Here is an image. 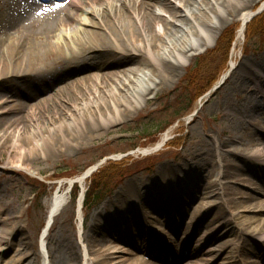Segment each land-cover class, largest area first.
Wrapping results in <instances>:
<instances>
[{"label":"rangeland","instance_id":"obj_1","mask_svg":"<svg viewBox=\"0 0 264 264\" xmlns=\"http://www.w3.org/2000/svg\"><path fill=\"white\" fill-rule=\"evenodd\" d=\"M7 2L9 3V0H0V28L6 27L4 22L8 17ZM259 4V1L253 4L250 10L254 12L261 7ZM36 9L31 12L32 17L38 14ZM92 10L100 11L99 7H90L81 17L82 22L90 23L91 19L96 21ZM227 19L215 45L194 56L188 67L178 70L179 75L174 80L163 78L160 90L155 95H150L138 112L124 116L117 124L95 128L88 123L85 136L82 133L73 136L75 143H63L60 136L56 135L51 146L45 148L42 154L39 152L32 157L27 155L21 163L22 149L13 148L11 145L3 148L4 142H0V232L2 229L6 232L13 229L16 231L14 248L7 252L0 264L10 262L17 255L19 248L29 254L30 262L27 261L26 264H44L45 251L48 252L46 257L50 259L51 264H84L85 250H88L93 241L99 248L104 249L102 257L110 263L111 252L107 249L112 239L108 233L111 228L118 237L119 232L122 231L124 235L133 229L139 244L142 243L141 237L145 232L154 238L167 231L169 239L177 245V250H180L181 243L184 246L182 250H188L194 247L196 242L198 244L205 236L210 235L217 240L223 237L225 241L231 240L232 249L237 251H242L245 247L251 252H262L264 247H257V244L254 245L247 239L244 232L247 223L244 218V225L240 221L239 230L236 228L229 239H226L229 237L225 236L226 233L217 234L223 230V224L228 223L233 216L231 211L238 213L244 210L238 204L234 203L232 210L228 211L220 207L211 209L209 205L203 210L207 203L218 199V196L213 195L212 198L204 200L202 194L214 190L209 189L210 182L217 185L213 175L219 170V160L222 167L230 164L229 168H223L226 175H232V165L238 163L227 151L235 149L239 143L228 144L227 141H230V138H239L246 129L253 132V146L264 141V116L257 115L255 121L240 112L250 105L264 106V97L255 88L258 74L255 75V81H251L242 78L244 72H241L245 66L254 69L256 63L264 59V37L247 36L252 20L247 25L243 39L238 41L240 22L237 18ZM85 27L82 23L75 24L74 29H69L68 33L72 36L74 31L80 32ZM10 28L5 32L10 31ZM235 30L236 40L229 55V62L225 64L222 59L213 56L215 47L223 33ZM66 34L59 32L61 38ZM201 58L208 60L209 69L215 68L212 81L219 74L217 66L220 61L222 63L218 67L222 66L223 71L218 76L228 74L223 86L206 103H200L203 97L196 100L195 93L182 84L191 67ZM232 63H235L236 67L231 72ZM80 69L82 68L75 69L71 66L58 73V70L49 73L30 72L31 69L26 67L24 76L1 80L0 97L8 95L10 100L14 101L9 104L11 107L17 106L18 98L29 99L28 103L19 105L18 110H15L16 107L4 117L14 116L20 118L23 124L27 123L24 117L31 107L37 109L42 99L51 96L54 90L64 83L92 73ZM51 75L53 76L48 81ZM260 86L264 90V81ZM54 107L56 104L51 102L36 111L48 112ZM196 111L198 115L194 114ZM39 116L41 121H45V115ZM52 132L59 134L55 130ZM175 139L177 141L170 146ZM56 144L61 149L56 148ZM152 148L155 150L151 156L142 153ZM249 157L252 161L257 159L252 155ZM110 160L112 163H123L119 175L114 178V183L105 196L97 203L89 204L87 209L83 208V219L80 220L77 206L79 197L77 198L76 189H70L69 181L85 175L89 169L99 164L100 168H108ZM23 163L28 167L19 169ZM244 175L246 180L238 181L225 177L223 183L232 189L234 196L239 197L241 194L236 192L242 191L246 196L263 199L255 194V185L264 186L256 179L254 172L249 171ZM91 178L85 182V191L92 185ZM59 190L61 193L68 192L69 201L66 209L56 217V222L50 228L44 248L43 233L49 213L45 201L52 199ZM198 207L199 213L196 214L194 209ZM143 214L147 216L149 226L146 225ZM210 237L207 241L212 240ZM257 240L264 244V236ZM139 244H135L136 248L132 247L131 243L128 245L130 252L126 257L131 259L130 264L173 263L160 261L152 255L155 250H161L158 242L151 244L148 251L144 247L139 249ZM245 248L242 251L243 260L245 259L243 264L249 261L247 258H251ZM177 264H203V260L188 256Z\"/></svg>","mask_w":264,"mask_h":264},{"label":"bare ground","instance_id":"obj_2","mask_svg":"<svg viewBox=\"0 0 264 264\" xmlns=\"http://www.w3.org/2000/svg\"><path fill=\"white\" fill-rule=\"evenodd\" d=\"M65 1H68L66 7L63 5L53 7L49 5L48 0L7 2L8 17L4 22L6 27L0 28V81L24 76L26 67L31 69L30 72L50 73L58 70V73L71 66L92 72L57 87L49 99L41 100L37 109L31 107L24 117L27 122L25 124L20 118L4 116H8L16 107L15 110H18L19 105L28 103L29 99L18 98L17 106L11 107L9 104L14 101L10 100L8 95L0 97V127L2 126L0 142H4L3 148L11 145L13 148L22 149L20 163L27 155L32 157L39 152L42 154L45 148L51 146L56 135L60 136L63 143H75L73 136L79 133L85 136L88 132V123L95 128L101 125H114L122 121L124 116L138 112L149 96L160 90L163 78L174 80L179 75L180 68L188 67L194 56L216 44L228 17L239 20L241 27L237 37L238 41H241L255 12L250 8L258 1L261 4L258 9L264 8V0ZM38 2L44 4L38 5ZM90 7H99V12L92 10L96 21L91 19L90 23L82 22L81 17ZM35 8L38 14L32 17ZM80 23L86 27L80 32L74 31L72 36L69 35L68 30L74 29L73 26ZM8 28L10 31L5 32ZM59 32L67 34L61 38ZM235 67V63H232L231 72ZM241 72H244L242 78L251 81H255V75L258 74L255 88L264 97V90L260 86L264 81V59L256 63L254 69L245 66ZM27 88L30 89L29 86ZM50 101L56 104V107L50 108L48 112L36 111L49 105ZM240 112L256 121L258 116H264V106L250 105ZM41 114L45 115V121H41L39 116ZM52 130L58 131L59 134H54ZM242 134L237 139L230 138V141H227L228 144L239 143L235 149L227 151L238 160L237 164L232 165L234 172L232 175H226L223 168H229L230 164L222 167L219 160V170L213 175L218 186L210 182L209 189L214 190L202 194L204 200L212 198L213 195L218 196V199L207 203L203 210L209 205L211 209L220 207L228 211L232 210L234 203L238 204L244 210L238 213L235 210L231 211L233 216L230 215L232 217L229 222H225L223 230L217 234L226 233L225 236H229L226 239H229L236 228L239 230L240 221L244 225L242 221L244 218L247 223L244 231L247 239L254 245L257 244V247L263 248L264 244L257 239L264 236V187L255 185V194L263 198L259 200L252 195L246 196L242 191L236 192L238 195L241 194L239 197L234 196L232 189L223 183L225 177L238 181L246 180L244 174L252 171L259 183L264 186V142L256 150L257 145L251 148L253 132L246 129ZM56 146L61 149L58 144ZM153 150L155 149L142 153L145 156L151 155L154 153ZM249 155L257 159L249 160ZM25 167L28 166L23 163L18 168ZM86 180L87 174L70 181L69 184L77 181L84 189ZM83 196L81 192L77 203L80 220L83 219ZM68 201V192L61 193L60 190L52 199L45 201L49 213L43 233L44 248L50 228L56 222V217L66 209ZM198 210L199 207L195 208L194 212L197 214ZM143 215L146 225L149 226L147 216ZM15 232V229L7 232L2 229L0 232L2 244L0 261L14 248ZM108 233L112 237L107 249L111 252L110 263L102 257L104 249L99 248L93 241L89 244L88 250H85L84 264H130L131 259L126 257L130 252L128 245L129 243L132 247L138 245V237H135L132 231L124 235L121 231L118 237L112 228ZM168 237L170 235L167 231L154 238L145 232L141 237L139 249L144 247L148 251L151 244L158 242L161 250H155L154 253L157 254L152 255L160 261H171L173 264L188 256L193 259L202 258L203 264H243L245 260L242 253L245 247L242 251L232 249L231 240L225 241V237L217 240L210 235L205 236L200 243L196 242L195 246L188 250H182L183 243L179 244L181 248L177 250V245ZM208 237L212 240L207 241ZM246 250L251 255V258H247L249 261L246 264H264V248L262 252ZM16 252L17 255L7 264L30 262L26 251L19 248ZM44 253V264H51L50 259L46 257L48 252Z\"/></svg>","mask_w":264,"mask_h":264},{"label":"trees","instance_id":"obj_3","mask_svg":"<svg viewBox=\"0 0 264 264\" xmlns=\"http://www.w3.org/2000/svg\"><path fill=\"white\" fill-rule=\"evenodd\" d=\"M235 35L236 30L223 33L217 46L215 47L216 56H213L215 58L219 57L220 59H222V62H225V64H228L229 62V55L232 50L233 42L236 38ZM247 36H249V38L254 36H257L258 38L264 37V13L261 16L255 18L250 24ZM221 61L219 64L222 63ZM218 66L217 70H219L220 74V72H222L223 70L221 69L222 66ZM214 72L215 68L212 67L209 69L208 60L201 58L195 66L191 67L186 77L184 78V81H182V84L186 87V89H190L192 93H195L197 100L203 97V95L206 94L213 87V85L218 82V79L220 78V76H218L219 74L217 75V77L213 78V81L211 80ZM203 74H206V76ZM204 77H207V79H204ZM191 87L193 88L191 89ZM110 163L111 164L108 165V168H102L99 170L98 174L94 175L92 186L86 194V207H88L89 204H95L103 196H105L111 184L114 183V178L119 175V171L123 163Z\"/></svg>","mask_w":264,"mask_h":264},{"label":"water","instance_id":"obj_4","mask_svg":"<svg viewBox=\"0 0 264 264\" xmlns=\"http://www.w3.org/2000/svg\"><path fill=\"white\" fill-rule=\"evenodd\" d=\"M260 11H261V10H260ZM260 11H259V12H260ZM256 15H258V13L253 14V16L251 17L250 21H251V20L253 19V17H255ZM222 84H223V83H221L219 86H222Z\"/></svg>","mask_w":264,"mask_h":264}]
</instances>
